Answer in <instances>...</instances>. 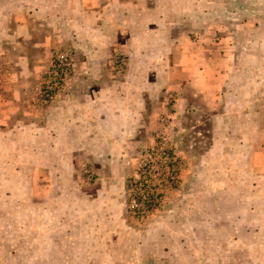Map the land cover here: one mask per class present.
<instances>
[{"label": "rangeland", "instance_id": "obj_1", "mask_svg": "<svg viewBox=\"0 0 264 264\" xmlns=\"http://www.w3.org/2000/svg\"><path fill=\"white\" fill-rule=\"evenodd\" d=\"M0 264H264V0H0Z\"/></svg>", "mask_w": 264, "mask_h": 264}, {"label": "built area", "instance_id": "obj_2", "mask_svg": "<svg viewBox=\"0 0 264 264\" xmlns=\"http://www.w3.org/2000/svg\"><path fill=\"white\" fill-rule=\"evenodd\" d=\"M53 67L55 69L53 70L55 81H53V86L48 85L45 89L46 96H51V92H58L62 84L76 72L78 64L74 57L62 54L57 57Z\"/></svg>", "mask_w": 264, "mask_h": 264}]
</instances>
